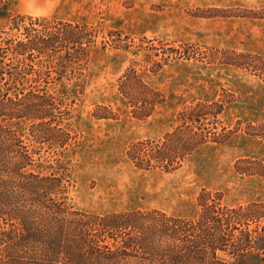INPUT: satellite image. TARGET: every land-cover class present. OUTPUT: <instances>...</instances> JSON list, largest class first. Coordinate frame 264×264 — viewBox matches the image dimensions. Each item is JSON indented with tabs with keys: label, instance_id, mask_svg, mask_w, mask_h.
<instances>
[{
	"label": "trees",
	"instance_id": "1",
	"mask_svg": "<svg viewBox=\"0 0 264 264\" xmlns=\"http://www.w3.org/2000/svg\"><path fill=\"white\" fill-rule=\"evenodd\" d=\"M8 4L0 0V264H264V200L229 205L222 192L202 188L194 217L157 208L101 215L69 204L78 106L94 50L144 53L142 62L132 58L118 78V91L138 119L166 101L145 73L175 59H198L196 50L182 43L166 51L163 40L143 36L136 42L113 30L99 39L94 24L13 13ZM210 51L211 62L264 83V54ZM235 101L234 93L222 89L215 99L185 104L171 130L129 144L128 161L142 171L179 170L203 148L226 143L241 129V121L230 126L224 119ZM91 114L117 116L104 104ZM244 132L264 143V122H248ZM233 167L239 176L264 180V157H239Z\"/></svg>",
	"mask_w": 264,
	"mask_h": 264
},
{
	"label": "rangeland",
	"instance_id": "2",
	"mask_svg": "<svg viewBox=\"0 0 264 264\" xmlns=\"http://www.w3.org/2000/svg\"><path fill=\"white\" fill-rule=\"evenodd\" d=\"M8 9L88 22L99 29V39L113 30L136 42L143 36L163 40L166 51L182 43L196 50L198 59H175L157 73H145V81L166 96L146 119L135 118L118 91V78L130 60L142 62L144 53L94 50L71 163L69 204L75 209L102 215L157 208L194 217L202 188L222 192L229 205L264 200V180L239 176L233 167L239 157H264V143L244 132L248 122H264V83L245 70L210 60V49L264 54V0H9ZM222 89L236 97L224 115L226 123L242 122L229 141L203 148L172 173L138 170L128 161L129 144L161 137L185 104L215 99ZM97 104L112 106L116 118L92 117Z\"/></svg>",
	"mask_w": 264,
	"mask_h": 264
}]
</instances>
